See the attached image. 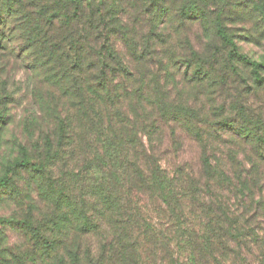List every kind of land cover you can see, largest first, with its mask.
<instances>
[{"label": "trees", "instance_id": "16d2710c", "mask_svg": "<svg viewBox=\"0 0 264 264\" xmlns=\"http://www.w3.org/2000/svg\"><path fill=\"white\" fill-rule=\"evenodd\" d=\"M248 15L264 23V0H0V46L26 51L59 95L43 155L24 152L0 178L3 198L36 192L51 208L24 223L27 260L264 264L263 116L217 97L204 112L202 92L191 91L224 90L235 60L264 83V65L228 28ZM196 26L212 41L175 36ZM179 131L201 147L198 166L181 158ZM216 143L252 150L239 159ZM169 149L177 159L167 161ZM65 159L69 168L57 170Z\"/></svg>", "mask_w": 264, "mask_h": 264}, {"label": "rangeland", "instance_id": "374dc122", "mask_svg": "<svg viewBox=\"0 0 264 264\" xmlns=\"http://www.w3.org/2000/svg\"><path fill=\"white\" fill-rule=\"evenodd\" d=\"M41 2L49 7L55 5V0H41ZM253 16L254 18L249 15L240 17L243 19L235 23L228 21L230 22L228 28L236 40L240 52L251 60L264 65V23L258 20L257 15ZM134 27L137 28L135 25ZM7 32L8 38L9 36H19V33L12 35L10 31ZM203 32L204 30L196 26L189 32L182 31L181 34L175 36L191 35L196 44L201 41V37L212 41L211 37L204 35ZM120 50L125 55L131 53L126 46L120 47ZM224 51L227 52L226 49ZM25 53L27 54L19 47L13 49L12 44L8 45L7 41H4L0 46V178L9 173L13 162L18 161L24 152L26 155L33 156L34 161H38L43 155L41 153L43 138L50 136V133L55 134L56 131L54 119L59 96L56 94V82L47 74L43 75L41 71L36 70L33 67V62L27 59ZM234 63L238 74L231 76L230 82L226 84L224 90L216 91V87L214 94L208 96L206 85L202 84L193 86L191 91L202 92L198 104L203 106L204 112L209 113L212 110L211 100H215L217 97L215 104H221L226 100L228 107H234L243 102L248 108L247 111L254 114L252 117L263 116L264 119V83L256 81V72L250 65L237 60ZM259 74L264 78V67ZM218 89H222V87L219 86ZM185 97L188 95L186 94ZM193 99L194 94H189L188 100L192 101ZM169 134H171V129L168 128L166 129L167 141L165 144L167 147L171 146ZM178 134L183 141L182 148L178 151L181 158L198 166L201 147L190 137L182 138V133ZM231 134L227 131L223 135L230 136ZM179 146L180 143H176V148ZM210 147L226 152L232 149L238 152L239 159L245 156L242 155L243 152L249 153L252 150L251 144L240 145L239 143H216ZM173 152L171 150L167 161L177 159V155ZM163 162L165 163V158ZM70 164L71 162L66 159L61 164L59 161L57 170L69 168ZM261 170L264 171V164ZM31 193H24L25 198L29 197V200L26 198L27 200L24 202H17L11 197L3 198L0 195V218L7 219L6 225L0 223V264H43L41 259L34 261L26 259V253L31 245L24 223L26 219L32 218L37 221L41 212L48 213L51 208L45 202L43 203L38 193ZM257 263L259 260L255 259L253 264Z\"/></svg>", "mask_w": 264, "mask_h": 264}]
</instances>
